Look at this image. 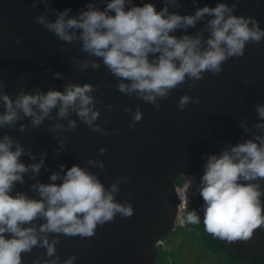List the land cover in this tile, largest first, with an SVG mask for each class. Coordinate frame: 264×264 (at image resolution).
Masks as SVG:
<instances>
[{
    "label": "clouds",
    "instance_id": "1",
    "mask_svg": "<svg viewBox=\"0 0 264 264\" xmlns=\"http://www.w3.org/2000/svg\"><path fill=\"white\" fill-rule=\"evenodd\" d=\"M101 2L103 8L99 6ZM40 3L46 9L34 22L65 44H79L86 54L84 59L73 57L80 71L98 70L102 62L116 78L120 93L154 105L155 112L160 111L158 101L166 100L174 89L185 83L190 89L195 88L205 73L218 75L224 62L242 57L248 43L258 45L264 40V28L255 17L235 14V0L231 4L218 0L214 7L207 4L201 7L198 0H192L195 11L185 14L179 11L180 0H163L159 10L152 2L137 5L134 0H87L78 14L70 15L71 8L51 9L55 19L48 18L49 0H32L33 8ZM201 22V29L188 32ZM177 32L183 34L177 36ZM54 78L63 79V76L56 72ZM17 88L14 97L9 95L0 79L3 107L0 129L15 128L24 118L36 128L45 119H53L55 111V119H68V123L66 129L56 123L50 125V130H75L76 120L69 119L74 113L91 131L104 132L94 123L100 118L93 95L97 86L69 82L62 91L37 88L28 92L18 83ZM190 103L199 104L200 100L185 94L177 107L185 110ZM106 107L111 109L112 105ZM126 111L131 112L129 127L134 129L142 119V112L139 107L134 112L131 108ZM255 111L258 120L254 125L249 127L241 121L248 138L226 145L219 154H206L199 181L205 230L229 242L247 241L255 229L264 225L261 200L264 191L258 182H253L264 180V104H257ZM28 127L20 123L19 131L24 132ZM59 143L63 145L65 141L61 139ZM104 152L101 148L100 153ZM25 155L36 160L30 149L26 150L7 132L0 135V264H23L22 253H30L34 247L46 249L47 258L37 259L33 264H74L75 255L66 260L57 255L60 235L92 237L98 225L111 222L117 214L133 215L130 204L115 200L119 191L117 183L105 188L95 173L78 164L66 170L61 164L60 171L51 173L49 182H41L35 177L47 153H41L39 161L31 164L23 162L21 158ZM93 163L101 169L104 167L103 161H88L90 165ZM29 172L35 180L30 186L35 197L23 191H15L13 195L16 184L23 185ZM186 221L197 224L201 217L189 211Z\"/></svg>",
    "mask_w": 264,
    "mask_h": 264
},
{
    "label": "water",
    "instance_id": "2",
    "mask_svg": "<svg viewBox=\"0 0 264 264\" xmlns=\"http://www.w3.org/2000/svg\"><path fill=\"white\" fill-rule=\"evenodd\" d=\"M145 2L154 3L157 10L163 7V0H134L137 5ZM217 2L198 0L201 7L205 4L214 7ZM220 2L231 4L233 0ZM86 3L87 0H49L48 18L55 19V12L51 9L71 8L70 15L78 14ZM180 3L181 14L195 11L192 0H180ZM235 3L236 15L255 17L264 28V0H235ZM99 6L103 8L104 5L101 2ZM45 9L43 3L33 8L32 0H0V79L4 82L3 90L14 97L18 93V83L28 92L37 88L62 91L69 82L91 83L98 89L93 95L100 111V118L94 123L104 132L91 131L74 113L69 119L76 120V129L65 130L68 119L58 121L54 111V118L45 119L39 127H31L29 119L24 118L15 128L0 129V135L7 132L35 154V161L27 155L21 158L26 164L38 162L41 153H47L35 180L49 182L51 173L60 171L61 164L65 165V170L78 164L95 173L105 188L117 183L119 191L115 200L133 208L130 217L117 214L111 222L98 225L92 237L60 235L56 247L61 260L75 255L74 264H155L160 239L175 229L177 178L195 176L197 188L190 211L201 217L198 224L205 229L201 210L203 200L198 187L206 154H219L226 145L248 138L249 134L241 127L242 120L249 127L257 122L255 106L264 104V40L258 45L248 43L242 57L224 62L223 71L218 75L205 73L195 88L190 89L185 83L174 89L166 100L158 101L160 111L155 112L154 105L134 95L120 93L116 89V78L108 73L102 62L98 70L80 71L73 61V57L86 58L79 44H65L34 22ZM202 27L203 22L198 23L188 32L194 33ZM56 72L61 73L63 79L54 78ZM185 94L198 97L200 103H190L185 110H179V99ZM107 105L112 108L108 109ZM137 107L142 112V119L133 129L129 127L131 112L126 109L131 108L134 112ZM20 123L29 125L26 131H19ZM56 123L64 125L65 129L50 130V125ZM61 139L65 141L63 145L59 143ZM101 148L105 149L103 154ZM89 160L103 161L104 167L101 169L95 163L90 165ZM31 176V172L25 174V183L16 184L12 194L23 191L29 197H35L30 191V186L35 183ZM121 177L130 179H118ZM253 182H258L264 191V180ZM261 200L264 202V196ZM41 222L36 221L37 224ZM207 234L225 247L257 258L264 264V225L255 229L247 241L229 242ZM49 238L52 239L53 235L50 234ZM45 253L46 249L34 247L30 253H22L23 264L44 260L47 258Z\"/></svg>",
    "mask_w": 264,
    "mask_h": 264
},
{
    "label": "trees",
    "instance_id": "3",
    "mask_svg": "<svg viewBox=\"0 0 264 264\" xmlns=\"http://www.w3.org/2000/svg\"><path fill=\"white\" fill-rule=\"evenodd\" d=\"M181 179L177 178L176 184ZM192 204L193 197L189 196L184 210L185 224L160 239L155 264H261L257 258L225 247L198 223H188L186 216Z\"/></svg>",
    "mask_w": 264,
    "mask_h": 264
},
{
    "label": "built area",
    "instance_id": "4",
    "mask_svg": "<svg viewBox=\"0 0 264 264\" xmlns=\"http://www.w3.org/2000/svg\"><path fill=\"white\" fill-rule=\"evenodd\" d=\"M197 188L196 178L193 175L182 176L180 183L176 185V191L178 196V208L175 218V226H183L184 220V210L187 198L189 196H194Z\"/></svg>",
    "mask_w": 264,
    "mask_h": 264
}]
</instances>
